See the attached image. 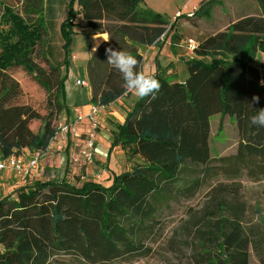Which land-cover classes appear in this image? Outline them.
Listing matches in <instances>:
<instances>
[{
	"label": "trees",
	"instance_id": "1",
	"mask_svg": "<svg viewBox=\"0 0 264 264\" xmlns=\"http://www.w3.org/2000/svg\"><path fill=\"white\" fill-rule=\"evenodd\" d=\"M221 1H203L193 15H208ZM255 1L259 14L243 16L197 43L184 80L171 81L159 69L154 76L161 88L154 98L138 99L125 121L114 125L111 148L120 145L141 159L131 170L115 174L108 186L95 180L76 185L62 177L35 180L0 198V264H111L135 257L145 253L149 223L163 204L194 198L219 170L231 179L264 178V127L250 122L264 109V63L258 61L264 54V0ZM26 4L24 15L3 2L0 14L3 158L45 150L56 136L50 117L15 102L21 90L7 71L23 67L49 93L55 85L53 107L57 114L67 110L77 14L91 34L109 36L87 64L92 101L105 106L129 93L122 74L107 62L106 49L129 52L139 71L141 46L160 48L169 31L178 33V17L172 23L145 0H71L60 25L65 73L52 63L47 73L33 58L48 34L44 0ZM217 114L228 115L239 136L236 152L218 158L210 145L211 117ZM31 120H41L38 131L30 128ZM226 188L213 186L206 195L209 202L194 223L191 264H250L251 249L264 264V221L247 227L244 204L227 200Z\"/></svg>",
	"mask_w": 264,
	"mask_h": 264
},
{
	"label": "rangeland",
	"instance_id": "2",
	"mask_svg": "<svg viewBox=\"0 0 264 264\" xmlns=\"http://www.w3.org/2000/svg\"><path fill=\"white\" fill-rule=\"evenodd\" d=\"M28 0H0V14L2 12V3L12 5L16 10L22 14H26L25 8ZM71 0H44L45 5L53 6L56 10L55 21L50 20L46 22L48 34L46 37L45 46L40 45L33 54L34 60L41 64L47 71L50 72V65L52 63L56 66H61L65 73L63 66L64 51L62 48L63 40L59 31L60 24L67 17L69 4ZM204 0H152L154 6L165 8L161 14L169 17L173 23L178 17L177 34L174 31H169L167 36V48L163 54L165 57H172V53H178L179 61L181 63L191 59L194 54L188 49L187 44L189 40L199 43L209 35L215 34L218 31L227 29L231 22H235L246 15H257L260 13L259 7L255 0H222L220 4L212 6L208 15H193V7L200 5ZM77 9V6H75ZM190 10L186 15L187 11ZM158 12V11H157ZM160 13V12H159ZM45 16V15H44ZM83 19L80 14H77L75 22ZM49 24V25H48ZM80 26H78L79 29ZM82 27V26H81ZM85 28V26H83ZM86 29V28H85ZM80 36L78 34L77 38ZM77 41V42H76ZM72 46L71 67L75 72L82 75L90 82L88 76L87 64L92 56L89 57L88 48L82 46L86 45L85 39H77ZM84 41V44H83ZM172 43V44H171ZM178 44V45H177ZM157 54V53H156ZM258 61L264 63V54L260 53ZM160 70L164 71L168 78L184 77L182 64H175L173 72L168 76L167 69L169 64L159 63ZM9 77L19 83L21 90L20 96L16 99V103L28 104L35 111L42 116L50 117L53 126L56 128L60 121H64L66 110L57 114L53 107L52 95L55 93L56 86L52 85V90L49 93L45 87L37 82L33 75H30L21 66L10 68L7 71ZM73 84L72 78L68 81V86ZM92 96V85L89 83ZM69 118V117H68ZM222 122V127L220 128ZM30 128L33 131H38L41 127V120H31ZM103 130H99L98 133ZM85 135L81 139H75L71 142V148L68 155L64 153L63 147L53 149L50 157L42 158L38 168L31 176L17 177L12 172L7 171L0 173V181L3 183H11L12 185L30 184L35 180L46 181L49 179L65 177L71 183L81 185L87 180H95L107 186L110 168L106 162V155L102 153L103 158H99L98 150L95 149L93 165H84L82 162L74 161L73 157L77 156L79 150L82 148ZM211 154L213 157L229 156L236 152L238 146V131L236 124L229 118L228 115H214L211 117V136H210ZM112 139V138H111ZM110 139V140H111ZM58 142V141H57ZM59 139L58 147L62 144ZM96 148L97 143H96ZM25 155L29 154L28 150L24 151ZM101 155V153H100ZM128 157V156H126ZM131 163H137L133 159L122 158L121 164L124 171L130 167ZM81 163V164H80ZM215 165H220V162L215 161ZM134 165V164H133ZM100 170L101 177L96 179L95 173ZM119 169L117 170V172ZM222 171L216 178L207 179V184L201 188L197 195L192 199H173L161 206L159 212L155 216V220L149 223L148 236L145 241L146 251L141 255L131 258H122L114 261L111 264H191V255L194 250L193 236L194 225L196 219L202 215V211L208 204L207 193L213 186L222 184L226 186V193L223 195L227 200L231 201L233 198H238L245 206V214L243 216V223L248 227L250 225L261 226L264 221V178L258 181L250 180L247 176H241L231 179ZM5 188L0 186V194ZM9 188V187H8ZM14 188V187H13ZM233 188V189H231ZM10 189V188H9ZM16 189V187L14 188ZM13 190L12 188L10 189ZM10 190H5L8 192ZM189 243V244H188ZM250 264H260L258 256L253 249L250 250Z\"/></svg>",
	"mask_w": 264,
	"mask_h": 264
},
{
	"label": "crops",
	"instance_id": "3",
	"mask_svg": "<svg viewBox=\"0 0 264 264\" xmlns=\"http://www.w3.org/2000/svg\"><path fill=\"white\" fill-rule=\"evenodd\" d=\"M145 1H146L147 5L155 11H158L160 13L166 11V10H164L165 8H163L162 6L160 8L158 6L155 7L152 0H145ZM204 1H207V0H204ZM198 7H199V5L193 7L190 10L197 9ZM190 10L187 11L186 15L188 14V12ZM44 15H45V20L47 23L50 20L55 21L56 20L55 19V15H56L55 7L53 6L52 8H50V6L46 4L44 7ZM76 24H77L75 27L76 34L74 35L73 44L75 43V41L77 39H85L86 45L82 46V47L85 49L88 48L89 57L91 56L93 49L96 50L103 43H105V41L103 39H107V40L109 39V36L107 33H100V34H95V35L91 34L87 29H85L83 27L85 24L83 19H79V22ZM59 25H61V24L58 21V26ZM78 26H80L79 29H78ZM59 31H60V28H59ZM78 34H80V36L77 38ZM166 43H167V38L165 39L163 46L160 48L155 46V45H153V46H141L140 47L139 52L143 56L142 70L145 72L146 75H154L155 73H157L159 68H161L160 64H158L159 59H160V61L162 60V63L169 64V68L167 69V74L169 76L170 73L173 72L172 67L176 68L175 64H178V65L182 64L183 72L186 70L184 73L185 76L181 77V78H175L176 76L174 78H169L171 81H182L187 76L186 61L181 63L178 60L180 54L176 53V51H175V53H172V57H174L175 60H172L171 57H165L166 54H163V53L166 51V48H167ZM73 44H72V46H73ZM83 44H84V41H83ZM71 49H73V48L71 47ZM83 73L84 72L82 71V75L78 74L76 76L75 72L72 70L71 61H70V68L68 71V79L66 81V103H67L68 109L66 110L67 116L64 117L65 121L69 120L70 118L75 117L76 113L79 111L87 112L89 110L91 104L95 103L94 101H92L90 88L77 85V80L79 78H85V74H83ZM70 78H72L73 84L68 86V81L70 80ZM138 99H139L138 97H136L134 94L129 92L126 95H123L120 98H118L117 101L111 103L110 105L105 106V108L99 114V117H98L99 122H100L99 130L100 131L103 130V133L102 132L98 133V139H97V147L98 148H96V149L98 150V156L101 159L103 158L102 153H105L106 162L110 168V175H109V180H108L107 186L112 183V180H113L115 174H119V173H122L124 171L131 170L133 167V164H135V163L129 162L130 167L124 171H120L122 169L121 160L123 157H125L126 159H128V158L133 159L137 163L141 161V159L138 156H132L126 149H124L120 145H116V146L111 148V144L113 141V134L115 131L114 125L116 123H123L125 121L127 114L133 109V107H134V105ZM81 131L83 132V134H85V132H86V125L85 124H83V126L81 127ZM59 139H61L63 141L62 144L64 143L65 145H61L58 147ZM70 140L67 139L66 137L60 135V134H57L51 140V142L49 144V150L43 158L47 159L48 157H50V155L53 152L54 147L55 148L63 147L64 153H66L68 155L69 149L72 146L71 142H69ZM71 141L73 142V140H71ZM100 153H101V155H100ZM31 154H32V151H29L28 155H25V153H23L22 156L28 158L31 156ZM126 156H128V157H126ZM118 169H119V171L117 172ZM1 185H3L5 188H3V191L0 194V198L4 195L11 193L15 187L18 188L19 186H21V184L12 185L10 182L9 183H3L0 181V186ZM8 187L10 189L12 188L13 190L11 191ZM5 190H10V191L5 192Z\"/></svg>",
	"mask_w": 264,
	"mask_h": 264
},
{
	"label": "built area",
	"instance_id": "4",
	"mask_svg": "<svg viewBox=\"0 0 264 264\" xmlns=\"http://www.w3.org/2000/svg\"><path fill=\"white\" fill-rule=\"evenodd\" d=\"M193 14V13H192ZM197 43L193 40H189L187 47L193 53ZM77 85L82 87H89V81L85 78H79ZM105 108V105L99 103L91 104L87 112L79 111L75 117L69 120L60 121L56 126V135L60 134L67 139L75 140L81 139L85 135L82 148L79 150L77 156L73 157L74 161L82 162L84 165H93L94 155L96 149V143L98 139V132L100 127L99 114ZM86 125V132L83 134L81 127ZM49 146L45 150L32 151L30 157L11 155L7 158H3L0 152V173L10 171L17 177L31 176L33 172L38 168L40 161L48 152ZM81 164V163H80ZM96 179H100V170L95 173Z\"/></svg>",
	"mask_w": 264,
	"mask_h": 264
},
{
	"label": "clouds",
	"instance_id": "5",
	"mask_svg": "<svg viewBox=\"0 0 264 264\" xmlns=\"http://www.w3.org/2000/svg\"><path fill=\"white\" fill-rule=\"evenodd\" d=\"M103 40L108 41L107 39ZM106 55L107 62L122 74L126 90L139 99L149 96L154 98V94L161 88V83L154 75H146L143 70L137 71L139 61L135 56L129 52L114 50L110 47L106 49ZM261 83H264V81ZM259 99V96L254 95L252 102L258 103ZM250 122L252 125L264 127V109L257 110V113L250 117Z\"/></svg>",
	"mask_w": 264,
	"mask_h": 264
}]
</instances>
